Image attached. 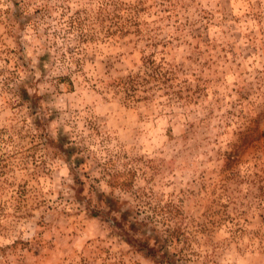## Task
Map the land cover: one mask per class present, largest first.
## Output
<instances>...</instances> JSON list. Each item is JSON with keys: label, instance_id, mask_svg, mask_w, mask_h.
Listing matches in <instances>:
<instances>
[{"label": "rangeland", "instance_id": "1", "mask_svg": "<svg viewBox=\"0 0 264 264\" xmlns=\"http://www.w3.org/2000/svg\"><path fill=\"white\" fill-rule=\"evenodd\" d=\"M0 264H264V0H0Z\"/></svg>", "mask_w": 264, "mask_h": 264}, {"label": "trees", "instance_id": "2", "mask_svg": "<svg viewBox=\"0 0 264 264\" xmlns=\"http://www.w3.org/2000/svg\"><path fill=\"white\" fill-rule=\"evenodd\" d=\"M109 219H110L111 222H113L112 224H114V226H115L116 223H117L116 217L111 216ZM122 219H123V218H122ZM164 254H165V253H164Z\"/></svg>", "mask_w": 264, "mask_h": 264}]
</instances>
